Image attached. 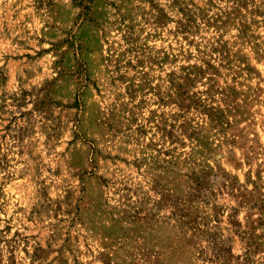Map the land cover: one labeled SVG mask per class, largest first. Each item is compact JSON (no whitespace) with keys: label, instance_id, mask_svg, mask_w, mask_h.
<instances>
[{"label":"rangeland","instance_id":"rangeland-1","mask_svg":"<svg viewBox=\"0 0 264 264\" xmlns=\"http://www.w3.org/2000/svg\"><path fill=\"white\" fill-rule=\"evenodd\" d=\"M0 264H264V0H0Z\"/></svg>","mask_w":264,"mask_h":264},{"label":"crops","instance_id":"crops-1","mask_svg":"<svg viewBox=\"0 0 264 264\" xmlns=\"http://www.w3.org/2000/svg\"><path fill=\"white\" fill-rule=\"evenodd\" d=\"M83 29H89V28H88V26H84V28H83Z\"/></svg>","mask_w":264,"mask_h":264},{"label":"trees","instance_id":"trees-1","mask_svg":"<svg viewBox=\"0 0 264 264\" xmlns=\"http://www.w3.org/2000/svg\"><path fill=\"white\" fill-rule=\"evenodd\" d=\"M89 1H93V0H89Z\"/></svg>","mask_w":264,"mask_h":264}]
</instances>
